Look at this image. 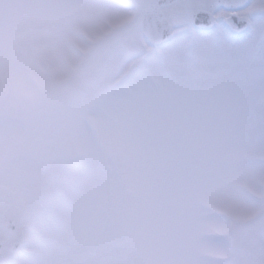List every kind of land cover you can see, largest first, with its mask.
I'll use <instances>...</instances> for the list:
<instances>
[{
  "label": "snow or ice",
  "instance_id": "obj_1",
  "mask_svg": "<svg viewBox=\"0 0 264 264\" xmlns=\"http://www.w3.org/2000/svg\"><path fill=\"white\" fill-rule=\"evenodd\" d=\"M0 264H264V0H0Z\"/></svg>",
  "mask_w": 264,
  "mask_h": 264
}]
</instances>
